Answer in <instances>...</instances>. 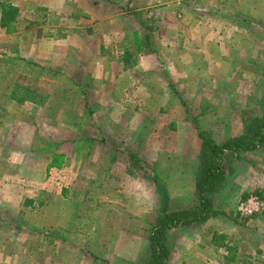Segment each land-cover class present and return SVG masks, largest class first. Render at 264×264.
I'll return each instance as SVG.
<instances>
[{
	"label": "rangeland",
	"instance_id": "rangeland-1",
	"mask_svg": "<svg viewBox=\"0 0 264 264\" xmlns=\"http://www.w3.org/2000/svg\"><path fill=\"white\" fill-rule=\"evenodd\" d=\"M176 45L189 63L149 70L164 82L133 99L125 68L139 57L129 52L169 60ZM263 116L264 0H0V264L140 263L132 246L99 244L106 231L93 242L100 207L110 198L123 209L118 191L145 185L136 233L148 241L159 215L198 208L199 130L247 142ZM261 132L255 148L224 151L216 214L170 229L167 264H264ZM249 197L258 202L246 214ZM77 231L83 241H69Z\"/></svg>",
	"mask_w": 264,
	"mask_h": 264
},
{
	"label": "crops",
	"instance_id": "crops-1",
	"mask_svg": "<svg viewBox=\"0 0 264 264\" xmlns=\"http://www.w3.org/2000/svg\"><path fill=\"white\" fill-rule=\"evenodd\" d=\"M167 48L169 49V53H168L169 60H165L163 56L161 55V52H159L158 50L154 52L155 54L148 53V50H141L140 48L139 50L134 51V53L129 50L130 54H137V57H139V59H137L134 56L133 60L126 61V64L129 66L125 68V73L131 74V77H132V78L130 77L131 80L128 81V86H132L131 97L133 99L138 100L139 102L143 100L148 101L147 98L145 97V94L147 92L145 91L143 93V90L155 85L154 82L152 81H157L156 79H158L159 81L155 83L161 84L164 82L165 78L162 77L161 74L160 76L162 78H158V77L152 78L151 77L152 71H149V70L157 69V68L163 69L164 66L166 68H171L169 64H172L173 62H176L180 67L182 66L184 67L186 64L189 63V62L183 61V55H181L183 47L182 48L180 46L177 47L176 45L172 47L169 46ZM144 51H147V53H145ZM191 51H193V49ZM201 51H203L202 54H203V59L205 58L204 61H206V63L211 62V58L207 57V54H209V50L207 48V41H205V43L203 44V49ZM198 54H200V52H198ZM160 63L164 64V66H162ZM209 66H210V63H209ZM172 72H170V74ZM67 137H69L70 139L76 138L73 136H67ZM143 181L146 183L147 181L149 182L148 178L146 177H145V180L143 179ZM152 186L154 187L155 193L158 194L159 192L158 189L155 188L154 185ZM141 187H142V183H141ZM146 191L147 190H146L145 185L142 187L140 191L137 190L138 193L136 194H133L131 190H128V189L119 190L117 196L123 197L124 204L126 205V207H124L123 209L122 208L116 209V206L111 205L114 203L110 201L111 200L110 198H108V202L109 203L111 202V203L109 204L107 202L104 205H107L109 207L107 208L100 207L101 208L100 211L96 212L97 214L95 218L99 220H97V222L93 225V228H95V230L93 231V235H92L93 242L96 241V237L94 236V234H96L97 228H98L97 230L106 231L104 232L105 235L103 236V238L100 240V242H98L99 244L101 245L104 244V246L108 245V247L114 246L119 249V253L124 254V255H130V253L133 252L131 250V246H132L134 248V253H136V251L139 250L138 260L140 263L138 264L146 263L147 261L145 260H146L147 251L143 247L146 244L148 245V241L146 240L145 237H143V240H142L141 238L142 235L140 233L139 235L136 233L137 230H140L142 229V227H144L145 223L148 220L147 218L148 213H149L148 205L146 201L141 202V198L144 195L147 196ZM64 195L67 196L64 193L63 194L61 193V197H64ZM105 197H108V196H105ZM137 198H140L139 203H137L136 201ZM99 205L101 206V204ZM99 205H96V207ZM136 207H138V209H136ZM54 224L55 226L60 225L64 228H68V225H66L63 222V220H60V222L54 223ZM174 228L177 229L178 227H174ZM70 240L76 241V243H79L83 241V236L81 235L80 231H77V233H75L72 237L69 238V241ZM66 242H68V240ZM212 242H213L212 237H210L207 239V242L205 241V244H207V246L213 247ZM64 250H67V252H72L71 249L68 247H65ZM168 254L170 255V251H168Z\"/></svg>",
	"mask_w": 264,
	"mask_h": 264
},
{
	"label": "trees",
	"instance_id": "trees-1",
	"mask_svg": "<svg viewBox=\"0 0 264 264\" xmlns=\"http://www.w3.org/2000/svg\"><path fill=\"white\" fill-rule=\"evenodd\" d=\"M32 92V91H30ZM26 93V98L32 102L35 101V95ZM31 96V97H30ZM255 140H245L241 137L229 138L221 144L214 143L204 131L199 130L198 135L201 138L200 163L195 176V188L198 194V208L192 212L181 213L174 216L167 214L159 215L156 223L150 227L148 234L149 259L144 264H166L168 257V247L166 245L167 233L171 228L189 225L194 222L204 221L209 216H214L210 194L221 187L224 180V169L222 166V157L224 151L250 150L262 143L263 136L261 129L264 128V116L258 118L252 124ZM164 210L165 200L162 202ZM223 235H215L213 241L222 244ZM218 244V246H219Z\"/></svg>",
	"mask_w": 264,
	"mask_h": 264
},
{
	"label": "built area",
	"instance_id": "built-area-1",
	"mask_svg": "<svg viewBox=\"0 0 264 264\" xmlns=\"http://www.w3.org/2000/svg\"><path fill=\"white\" fill-rule=\"evenodd\" d=\"M257 197H249L246 202H242L239 206V209L242 210L243 213H252V207L254 204H256Z\"/></svg>",
	"mask_w": 264,
	"mask_h": 264
}]
</instances>
